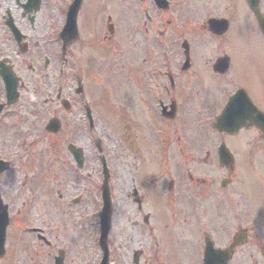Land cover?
I'll return each instance as SVG.
<instances>
[{"label": "flooded vegetation", "instance_id": "obj_1", "mask_svg": "<svg viewBox=\"0 0 264 264\" xmlns=\"http://www.w3.org/2000/svg\"><path fill=\"white\" fill-rule=\"evenodd\" d=\"M72 1L66 0L54 16L58 6L54 0H0V129L8 125L9 130L19 128L27 134L42 132L43 111H50L48 120L56 118L60 126L56 134L45 135L51 139L54 177L81 186L73 194L53 192L57 213L77 218L72 223L63 221L61 226L40 223L35 234L38 264L41 258L49 264L100 261L97 217L91 225L84 211L91 195L99 199L101 207L102 186L109 207V264L114 263L113 257L118 264H232L236 254L241 264H252L253 258L264 262L263 225L251 221L243 209L238 216L226 207H202L203 199L211 203L218 198V173L224 166L218 157L219 145L232 155L235 167L254 162L264 144L253 128L227 133L211 126V120L232 98L238 117L250 115L248 100L264 113V82L230 80L236 62L243 65L240 61L247 60L246 53L232 50V37H238L244 46L251 37H258L264 50L246 0H81L76 38L63 47L60 30ZM165 3L168 7H159ZM258 11L264 19V0H259ZM209 21L214 31H210ZM122 38H130L132 43L125 68L122 55L116 58L118 68L130 70V77L136 79L130 82V104L139 103L145 117H156V123L145 127L147 145L143 148L150 155L142 156L135 171L139 176L147 171L149 178L155 175L150 163L163 167L158 190L148 180L134 182L133 170L123 181L119 170L110 168L106 155L109 149L119 156V149L96 144L94 138L92 142L102 120L118 114V106L114 110L109 103L111 85H102L101 64L107 48L120 54ZM195 38L201 41L196 44ZM206 42L212 44L211 49L203 48ZM140 46L144 56L139 63ZM217 62L225 63V73L213 72ZM140 77L146 82H139ZM3 82L16 84L11 103H7ZM123 97L127 100L129 94ZM123 110L121 106V121L130 123L124 122L123 134L129 128L133 136L126 147L141 154L143 139L140 142L138 134L144 124L138 126V111L134 115ZM95 145L101 154L95 153L96 168L92 170ZM68 146L74 147L75 157ZM119 165L124 166L121 158ZM92 171L99 182L94 189ZM249 224L257 234H251ZM58 228L63 229L62 236ZM220 239L225 241L222 246Z\"/></svg>", "mask_w": 264, "mask_h": 264}, {"label": "rangeland", "instance_id": "obj_2", "mask_svg": "<svg viewBox=\"0 0 264 264\" xmlns=\"http://www.w3.org/2000/svg\"><path fill=\"white\" fill-rule=\"evenodd\" d=\"M54 1L58 2V6L55 7V16L57 15V8L59 6L61 7L66 0ZM245 40L247 41L248 39L246 38ZM122 41L120 54L114 53L108 48L102 54V85H111V88L108 89L111 92V100L109 103L114 105V110H117L116 107L118 106V114L116 117L107 115V117L102 120L100 123L101 129L99 133L96 134V137L99 138L102 144H106L108 147L113 146L114 150L119 149L116 151V153H119V156H116L117 154L114 152H109L111 151L109 149L106 155L109 160L110 168L114 169V171L119 170L120 175H122L121 179L125 181L132 175V170L136 174L135 168H137L138 162H140L142 156L150 155L149 153H145L146 149L143 148L145 144L147 145V131L145 127L150 122L156 123V117L151 114L145 117L143 112L140 111L139 103L133 106L130 104L132 98L130 95L132 89V87H130V82H136V79L135 77H130V70L122 71L118 68V60L116 58L120 59L122 55L123 68H125V66L130 63L126 55L131 52L132 43L130 38H122ZM179 41L178 39V42ZM194 41L198 44L201 40L195 38ZM259 43L260 40L258 37H251V40H248V43L246 42L244 46L241 45L243 43H241L238 37H232V50L235 54L238 50L240 54L245 55L246 53L247 60L240 61L243 65L236 62V71L230 73L231 82H264V50H262L263 44L261 43L260 45ZM203 48L211 49L212 44L210 43L207 46H203ZM137 53L140 63V60L144 56L141 46ZM172 58H177V56L174 55ZM126 59L128 63H125ZM206 77L209 78L208 75L204 73V81H207ZM139 82L146 81H142L140 77ZM126 92L129 94L127 100L123 97ZM139 99L143 100L140 95ZM121 106L122 110L127 109L126 112H128V114L131 113L135 115V111H138V126L140 127L141 122L144 124V130H141L138 134L139 141L141 142L143 139L141 142V154L137 150L134 154L133 151H130V149L126 147L127 144L131 145V140L133 139L129 128L124 130L126 131L127 141L126 139L124 140V137L121 138L124 129L123 126H125L124 122L128 123L130 126L128 120L123 119V121H121L122 118L120 116L124 115V113L119 114ZM49 113L50 111L48 113L43 111L42 118L44 124L49 118ZM7 126H3L0 129V159L9 162L8 171L0 176V194L3 202L9 207V223L6 229L5 253L0 259V264H38L39 260L37 261L34 256L36 249L34 234L28 233L26 230L28 228H36L40 226V223H46L48 227H51L54 223L60 224L61 226L63 221L71 220V223L75 221L77 216L74 214L71 215V217H74L71 219L69 215L65 216L61 215L60 212L57 213L56 210L58 209L56 207V199L53 197V192L56 190H65L66 194L70 192L73 194L78 191L81 186L77 188L73 181H60L54 177V164L52 149L50 147L51 139L45 136L44 131L35 134H27L20 131L21 129L19 128L9 130L6 128ZM171 147L175 146L172 144ZM134 155L137 156L135 157ZM117 157L118 159H116ZM256 157L254 162L244 164L243 166H235V171L233 170L230 176V183L223 188V190L218 188L219 194L216 200L217 202L212 200L210 203L209 200L204 201L203 199L202 207H207L208 205L226 207L238 216H241L240 213L244 210L246 215L251 217V221L256 222L257 225L260 223L259 227H261V225L264 226V151L257 153ZM120 158L124 166L119 165ZM94 159L95 156L92 148L90 157L92 170L96 168V161ZM150 165L151 171L153 173L155 172V175L148 178V176L145 175L147 171H145L144 176H141L142 173L140 176L136 174L134 182H146V180H148V183L152 185L154 189L158 190L164 168L154 166L151 163ZM222 176L225 177L224 171L222 173L219 172L218 177L221 178ZM97 179L98 175H95L92 171L91 186L93 189L96 186L98 188L99 182H97ZM152 179H155V181L152 182ZM163 191H165V186H163ZM93 198L94 195H92L91 199L88 198L89 207L84 211V213L90 216L91 225L96 221L95 217L99 203L97 198ZM220 221L221 220H219V222ZM250 226L252 228L251 234H257V229H254L252 225ZM58 229L60 230L59 236H62L63 229ZM20 230H22V232ZM91 231L93 233V226ZM224 244L225 241L220 239V246ZM90 254L91 261H93V259H95V250L92 247L90 249ZM41 259V264H49L47 259ZM113 259V264H118L117 259L115 257H113ZM255 260L258 261V264H264V262L255 258L251 259L252 264H255ZM241 263V257L236 254L232 264Z\"/></svg>", "mask_w": 264, "mask_h": 264}, {"label": "water", "instance_id": "obj_3", "mask_svg": "<svg viewBox=\"0 0 264 264\" xmlns=\"http://www.w3.org/2000/svg\"><path fill=\"white\" fill-rule=\"evenodd\" d=\"M247 123H246L247 125H255V127L260 129L264 133V115L261 117L253 118L250 121H248ZM49 127H50V129H52V131H56L54 128L55 126L53 124L50 123ZM222 151H223L224 156H225L226 155L225 151L223 149H222ZM225 159H227V158L225 157ZM5 169H6V164L0 162V173L2 171H4ZM103 211H104V209H103ZM104 215H106V221H105ZM101 223L103 224L102 231H104V233H105L107 228H108V214L107 213L101 214ZM6 226H7V218H6V214H5V207L2 206L1 202H0V256L3 254L4 230H5ZM103 245H104V242H103Z\"/></svg>", "mask_w": 264, "mask_h": 264}]
</instances>
